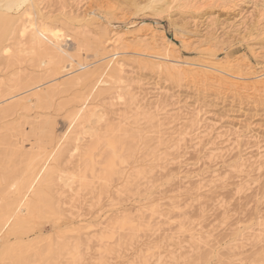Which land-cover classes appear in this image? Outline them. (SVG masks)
<instances>
[{
	"label": "rangeland",
	"instance_id": "rangeland-1",
	"mask_svg": "<svg viewBox=\"0 0 264 264\" xmlns=\"http://www.w3.org/2000/svg\"><path fill=\"white\" fill-rule=\"evenodd\" d=\"M137 1L140 6L147 3V0ZM60 3L65 8V15L60 10ZM125 3L123 0H48L44 6L43 13L45 16L51 14L46 18L50 17L49 21L57 31L62 29L69 34L82 32L84 38L91 40L99 36L95 34L99 22H108V28L123 33L124 44L128 47L122 56L125 60L124 81L120 86L124 92L123 99L105 102L109 100L100 98L102 113L105 114L101 121H105L97 127L100 135L109 129L110 123L128 132L135 131L134 136H138H135L137 142L134 146H138H135L136 151L129 162L118 168L119 172L111 178V183H105L107 185L97 179L98 172L95 171L87 174L89 185L78 193L76 183L71 185L70 192L63 189L61 195L64 196H58L55 193L57 187L53 188L54 201L61 203L63 217L57 222L61 228L56 223L54 226L52 222L50 225V222L39 221L35 224L34 233L40 232L42 237L56 243H60L58 237L62 235L68 243L80 237L82 259L77 264H264V96L258 93H242L241 96L218 84L202 87L191 80L174 81L157 68L143 67L132 53V36L144 24L152 27H143L144 30L149 28L176 44L175 55L183 61L199 60L202 50L208 48L207 54L216 55L214 61L245 55L255 72L264 71V0H242L233 2L231 7L210 1L207 5L197 4L196 14L191 9L180 8L182 12L177 8L176 11L172 9L171 16L167 13L155 16L149 9L135 10ZM88 8L94 10L90 16L92 22L93 18L95 20L94 26L90 19L78 22ZM205 17L208 21H204ZM208 22L210 24L206 27ZM182 25L189 30L190 51L179 44L174 32L175 26ZM143 29H139L141 33ZM85 30L92 37H85ZM199 44L205 45L199 47ZM250 46L256 48L260 58L255 60L249 54ZM62 48L73 53L74 44L69 36L65 37ZM87 52H81L82 59L88 63L97 59H93V52ZM27 67L23 63L16 65L14 70L23 71ZM65 78L60 75L56 81ZM75 90L61 95L62 100L69 99ZM71 105L54 118L56 136L66 127L60 115ZM36 113L41 112H30L28 120L31 121ZM193 119L197 123L195 133L200 131L197 134H209V137H205L200 145L195 139L197 137L193 136L195 133L190 132L185 138L182 135L184 142H178L181 136L175 134H180L183 125ZM185 120L187 123H183ZM23 128L25 134L28 133V125ZM12 133L16 134L15 131ZM20 137L17 139H23L25 149L36 143L31 136ZM89 142L90 139L84 136L80 145L85 148ZM77 152L73 159L61 161L60 168L63 167L66 174L75 175L79 159ZM3 153L2 158L9 152ZM5 170V167L0 168V173ZM115 218L129 223L119 229L111 228ZM133 225L136 226L134 230L131 229ZM32 237L34 234L29 233L25 240ZM20 254L30 256L27 251ZM260 254L263 255L262 261ZM65 255L59 259L62 263L69 260L68 254ZM200 256L205 257L202 263Z\"/></svg>",
	"mask_w": 264,
	"mask_h": 264
},
{
	"label": "bare ground",
	"instance_id": "bare-ground-1",
	"mask_svg": "<svg viewBox=\"0 0 264 264\" xmlns=\"http://www.w3.org/2000/svg\"><path fill=\"white\" fill-rule=\"evenodd\" d=\"M124 1L129 4L128 7L131 5L135 10L149 9L150 13L155 16H161L164 13L171 16L172 9L176 11L177 8V10L180 8L191 9L196 14L197 4L207 5L210 1L230 7L234 6L231 5L233 2H242V0H147L144 6L143 4L140 6L137 0ZM47 2L48 0H0V72L3 73L0 76V168L5 167L6 169L0 173V185L3 184L0 187V264H77L81 261L82 253L79 247L82 245L79 242L80 237L68 243V241L63 240L64 237L62 235L58 237L60 243H56L48 240L49 238L42 237L40 232L34 233L35 224L39 223V221L50 222V225L51 222L53 225L55 223V225L60 224L57 222L63 217V213L60 209L61 203L54 201L56 200L53 197L55 193L58 196H64L61 195L63 194V189H68L69 191L71 185L75 183L78 185V193L80 189H85L89 185L87 174H93L95 171L98 172L97 179L102 181L104 185L111 183V178L119 172L118 168L130 160L129 158L136 151L135 146H138H134V142H137L135 139L138 136L135 135V138V131L128 132L122 130L118 125L111 126L110 123L107 126L109 129L104 135H100L97 127L100 122L103 123L105 121H101L104 119L105 114L102 113L103 108L100 106V98L109 100L105 102L123 99L122 95H124V92H121L123 88L120 87L124 81V59L122 60V56L125 54L124 50L128 48L125 45L126 41H124L123 33L108 28L110 27L108 22H99L98 29L95 28V34L99 36L91 40L87 39V36L91 34L90 32L86 33L87 29L85 30V33L89 34H85L87 38H84L83 33L79 31V33L75 31L73 34H69L66 30H59V28V31H57L49 21L50 17L46 18L48 14L45 16L43 13ZM60 7L61 12L64 13L65 8L61 6V3ZM182 10L180 9V11ZM86 12V15L82 16V18L75 16L77 19L78 17L81 18H79V21L77 20L78 22L82 23L89 19L90 21L92 20L90 16L94 14V10H89L88 8ZM70 19L69 21H71ZM206 20L207 17L204 18V21ZM94 21L93 18V22L91 21L90 23L92 26H94ZM209 24L208 22L206 27ZM141 25L142 29L143 27L152 29L151 25ZM182 27L175 26V31H173L176 32L179 44L190 51L192 41L188 37L189 30L187 31L184 25ZM140 28L137 29L138 32L134 29L136 35L132 36L134 43V51L132 53L143 67L157 68L174 81L191 80V82L196 83L195 85L199 84L202 87L206 84H218L223 86V88L226 87L236 92V94H241V96L242 93L264 96V71L255 72L250 67L245 55L232 59L226 58L222 62H217V59L214 61L216 55L206 53L209 51L207 48L202 50L203 53H201L200 59L198 58L199 60L194 62L183 61L175 55L178 49L176 44L162 34L154 33L149 28L147 30L143 29L144 32L141 33L142 30L140 32ZM66 36H69L73 41V53H68L62 48V43ZM202 45L204 46L205 44ZM202 45L199 44V47ZM84 51L86 53H88L87 51L93 52V59H97L92 63H88L86 59L81 57V52ZM248 52L255 60L258 59L259 53L256 48L250 46ZM23 63L28 65L25 70H14L16 65L20 66ZM58 75L66 78L58 82L56 81L59 78ZM46 84L50 85L45 86ZM71 89L77 90H75L73 95L69 96V99L63 101L61 95L69 93ZM136 103L137 101H135ZM69 104L72 105L64 110L63 115H60L65 122V125L63 124L66 126L65 130L56 136L53 128L54 118L59 116V112L61 113ZM109 105L114 107L112 103H109ZM155 107L157 109V105ZM159 109L157 110L159 111ZM35 110L41 113H36L29 121L30 112ZM168 115L169 118L170 114L168 113ZM178 119L181 118L178 117ZM194 119L192 121L189 120L187 125H183L180 134H175L181 136L178 142H184L185 136L190 135V132L192 134L195 133L194 126L197 123ZM185 122L187 123V120L183 123ZM198 122L200 124V121ZM25 125L29 127V131L26 134L23 128ZM134 125L136 126V124ZM198 127L197 125V130ZM158 129L160 130V128ZM205 130L201 129V132ZM12 131H15L16 134H13ZM197 132L193 136L197 137L195 139H198V144L201 145L209 134L206 136V134H197ZM182 135L184 138H182ZM18 136H31L36 143L25 149L22 144L23 139L19 141L17 139ZM84 136L90 139L85 148L80 145ZM190 138L192 140L191 136ZM198 144L196 146L199 147ZM5 151L9 153H5L6 156L2 158ZM76 151L79 152H77L79 157L76 165L77 171L75 175H71L72 173L66 174L65 170H62L64 168H60L61 161L63 159H67V161L73 159ZM56 187V192L53 195V188ZM132 219L134 218L132 217ZM128 223V220L127 222H119L116 219L113 220L111 228L126 227ZM53 225L52 227L54 228L55 225ZM67 225L70 226V224ZM57 226L58 228L60 227V225ZM135 227L133 225L131 229ZM29 233H33L35 237L25 240V236ZM100 234L102 235L103 233ZM23 251H27L30 256L22 255L23 253L20 254ZM65 254H68L69 260L66 259V263H62L59 259H62ZM203 255L207 256L206 253ZM261 256L263 257V255L260 254V260L262 261L263 258ZM200 257V262L202 263L205 257Z\"/></svg>",
	"mask_w": 264,
	"mask_h": 264
}]
</instances>
